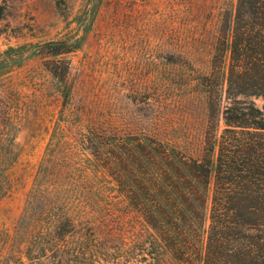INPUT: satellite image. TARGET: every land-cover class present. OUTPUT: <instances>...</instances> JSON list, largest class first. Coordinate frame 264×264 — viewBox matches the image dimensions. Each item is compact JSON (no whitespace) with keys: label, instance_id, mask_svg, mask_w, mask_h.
<instances>
[{"label":"rangeland","instance_id":"374dc122","mask_svg":"<svg viewBox=\"0 0 264 264\" xmlns=\"http://www.w3.org/2000/svg\"><path fill=\"white\" fill-rule=\"evenodd\" d=\"M205 1L0 0V264H49L59 213L75 218L62 229L68 264H181L139 220L118 229L113 176L136 171L144 140L201 135L205 57H188L184 17ZM176 38L187 53H173ZM61 40L71 51H41Z\"/></svg>","mask_w":264,"mask_h":264},{"label":"trees","instance_id":"16d2710c","mask_svg":"<svg viewBox=\"0 0 264 264\" xmlns=\"http://www.w3.org/2000/svg\"><path fill=\"white\" fill-rule=\"evenodd\" d=\"M216 3L206 0L199 16L185 13L188 53L178 38L172 47L192 61L200 53L205 57L199 65L206 78L201 135L146 138L138 145L131 160L136 171L113 176L114 204L121 206L118 229L139 220L138 235H155L181 264H264V107L251 99H264V0H235L231 11H216ZM200 16L203 31L195 36ZM72 47L61 40L41 51L56 57ZM52 74L62 80L67 72ZM74 219L59 213L46 225L54 253L49 264H68L73 250L60 244L63 227Z\"/></svg>","mask_w":264,"mask_h":264}]
</instances>
